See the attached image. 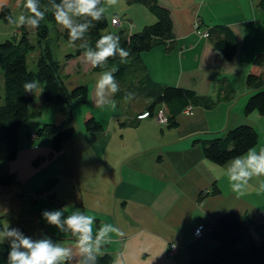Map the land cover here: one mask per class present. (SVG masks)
I'll use <instances>...</instances> for the list:
<instances>
[{
  "label": "crops",
  "instance_id": "obj_1",
  "mask_svg": "<svg viewBox=\"0 0 264 264\" xmlns=\"http://www.w3.org/2000/svg\"><path fill=\"white\" fill-rule=\"evenodd\" d=\"M23 1L0 0V6L7 5L13 12L22 8ZM158 2L170 10L174 41L169 50L160 45L141 55L151 79L158 84L186 87L199 95H209L216 105L210 109L193 107L191 112L177 117L176 127L167 129L166 125L158 124L154 116L143 114L145 107L140 102L122 100L120 105L116 101V109L106 120L118 121V138L109 135L105 128L101 132L86 133L82 145L70 150L72 160L77 159V149L81 147L83 153L96 152L95 155L105 161L100 169L101 176L90 184L85 199L81 197L76 206L79 211L95 218L93 238L97 229L105 223H114L126 230V238L121 240L113 236L111 243L102 249L114 254L112 264H185L193 253H204L211 248L206 238L207 229L200 238L192 235L194 229L199 224L210 225L223 212L245 214L254 240L264 242V193L256 191L264 176L254 177L243 195L233 193L227 176L229 163L217 166L207 161L202 157L200 146L192 144L195 137H207L246 123L252 125L258 134L254 146L256 150L264 148V117L257 112L245 116L242 111L248 96L245 76L251 67L252 56L264 51V12L257 6L256 0ZM122 3L124 0L119 5ZM134 8L124 9L114 5L111 16L125 10L131 17L132 26L137 28L153 21L149 14ZM129 9H134L137 24ZM213 24H226L235 33L237 51L233 61L224 60L207 38L195 33V25L200 26L202 31ZM223 79L233 90L231 99L227 101L218 99ZM96 91L95 87L92 95L96 96ZM102 98L110 100L113 95L105 90ZM122 105L123 108H120ZM98 118L103 121V118ZM130 123H136V126ZM30 130H34L31 122L19 130L14 160L19 158L20 162L13 163H20L21 168L13 169L6 165L7 170L17 178L13 183L16 186H0V222L3 228L7 225L3 219L8 213L13 218L12 213L20 214V206L12 200L22 198V194L30 191L24 185L34 175L31 163L38 161L37 158L49 150L47 142L38 136L29 138ZM70 142L71 139L62 147ZM24 162L30 165L31 173L26 170ZM214 183L219 193L198 199L199 194L208 191ZM49 199L55 201L54 197ZM23 216L26 217L10 221L11 226L21 231L28 228L26 236L35 232L36 239L54 238L51 235L53 231L39 220L38 213ZM20 221L22 223L15 226V222ZM8 243L4 241V244ZM171 245L175 249L170 253ZM72 249L76 252V248ZM77 259L74 257L69 264H77Z\"/></svg>",
  "mask_w": 264,
  "mask_h": 264
},
{
  "label": "trees",
  "instance_id": "obj_2",
  "mask_svg": "<svg viewBox=\"0 0 264 264\" xmlns=\"http://www.w3.org/2000/svg\"><path fill=\"white\" fill-rule=\"evenodd\" d=\"M105 0H101L103 6ZM25 0L23 1L24 8ZM42 10H45V20L35 30L37 41L40 47L34 62V69L30 70L26 64L27 57L36 46L28 38L24 26L8 40L0 43V186L7 187L17 181L12 172L7 170V163L17 156L19 130L24 128L32 119L41 116L44 103H54L59 106L62 116L60 123H44L38 126L36 133L28 132L29 138H35L42 134L50 148V155L58 152L74 134L73 128V101L86 102L89 95V88L86 84H80L68 89L64 83L62 64L54 57L49 46L48 36L49 25H56L53 15V5H61L62 0H38ZM126 8L142 6L154 18L152 22L145 23L140 28L128 30L131 17L127 12L112 15L109 19L106 14L100 22H93L95 27L89 29V34L74 43L70 42L68 32L65 28L60 33L65 42L74 46V53H68L67 60L76 59L84 55L85 45L87 50L97 51L96 42L106 34H116L120 38L121 47L128 49L130 55L126 60L119 56L110 58L102 67H90V73L101 74L111 67L118 69L114 79L119 83L120 91L113 96V99L125 100L126 93H135L130 102L143 100L145 102V115L154 116L162 107L166 115L167 129L177 126V117L181 115L186 107L213 108L216 101L209 95H199L196 91L175 85L158 84L149 75L141 55L160 45L166 50L172 48L174 41L171 13L158 0H124ZM257 6L264 12V0H258ZM0 21L9 24L6 17L12 16L13 12L7 5H1ZM26 10V9H25ZM108 12V9L106 10ZM27 12V10H26ZM28 14V13H27ZM126 14L127 16L124 15ZM126 16V17H125ZM75 22L92 23L88 17H75ZM117 23L114 24L113 20ZM14 22V20L12 21ZM132 25V22H131ZM198 30L201 31L200 26ZM204 30V29H203ZM208 41L217 53L226 61H233L236 58L237 44L236 35L226 24H213L205 28ZM202 32V31H201ZM196 33V32H195ZM201 37V36H200ZM203 37V36H202ZM248 73L246 74L245 87L248 90L246 102L243 105V114L250 115L257 112L264 117V51L255 53ZM38 80L40 82V99L38 105L34 103L36 95L25 93L23 85L25 82ZM224 79L221 80L218 89V99L227 101L231 99L233 90ZM40 105V108H39ZM92 113L87 112L84 116L83 128L86 133L104 131L102 122L97 120ZM134 123V122H133ZM130 125L136 126V123ZM160 124V125H161ZM258 134L252 125L239 123L235 127L225 131H217L207 137H195L193 145L200 146L202 157L217 165L228 164L232 158L246 153L256 145ZM51 185L52 183H46ZM45 187H48L45 185ZM42 190V189H41ZM41 192V191H40ZM219 193L214 183L208 191H202L198 199L211 194ZM1 219V216H0ZM206 236L211 248L204 253H193L187 264H264V242L255 241L249 232L248 218L236 212H223L210 225H206ZM0 229H3L0 222ZM203 234V233H202ZM45 238V237H44ZM48 238L54 239L52 236ZM53 242V240H52ZM54 244V242H53ZM9 247L7 244H0V264H8ZM84 259V257H79ZM114 254L102 251L97 258V264H112ZM69 264V262H65ZM85 264L90 262L85 261Z\"/></svg>",
  "mask_w": 264,
  "mask_h": 264
},
{
  "label": "clouds",
  "instance_id": "obj_3",
  "mask_svg": "<svg viewBox=\"0 0 264 264\" xmlns=\"http://www.w3.org/2000/svg\"><path fill=\"white\" fill-rule=\"evenodd\" d=\"M51 2V0H50ZM101 0H62L61 5H53L52 12L58 24L63 26L68 32L70 42L74 43L86 34L89 29L95 27L93 22H100L104 18L107 7L117 4V0H106V5L101 7ZM24 8L28 16L16 17V26H30L36 29L40 21L45 20V10L41 9L38 0H25ZM2 10V8H0ZM75 17H88L92 23L75 22ZM9 24L12 23L13 17H6ZM113 23L117 21L114 19ZM97 51L87 50L85 45L84 57L93 67L98 68L114 57L119 56L121 60H126L130 51L121 47L120 38L116 34H106L100 37L96 42ZM116 67H111L108 71L100 74V79L96 85V100L98 107H103V95L105 90L111 95L120 91L119 83L114 79ZM40 85L38 80L25 82L23 85L25 93H32ZM135 93H126L124 99L126 102L131 101ZM113 110L116 108V101H110ZM227 176L230 182V188L233 193L243 195L248 189L250 181L254 177L264 176V148L259 151L255 147L250 148L246 153L232 158L227 167ZM258 193H264V180L260 181L256 188ZM64 208L44 211L42 219L45 223L55 228L58 232H67L75 237L76 252L71 247H65L61 242L56 241L53 244L51 238L34 239L32 236H26L17 228H13L10 222L6 227L0 229V244L5 240L9 241L8 247V264H65L75 257L77 264H97V258L102 255V249L105 245L111 243L113 236L123 240L127 236L124 228H118L114 223H105L97 229L96 236L93 238L92 231L95 218L87 215L79 209H74L70 215L65 216ZM110 234H112L110 236ZM79 257H84L80 259Z\"/></svg>",
  "mask_w": 264,
  "mask_h": 264
},
{
  "label": "rangeland",
  "instance_id": "obj_4",
  "mask_svg": "<svg viewBox=\"0 0 264 264\" xmlns=\"http://www.w3.org/2000/svg\"><path fill=\"white\" fill-rule=\"evenodd\" d=\"M120 1L117 0L118 6H122L124 9L126 8L124 4H120ZM258 1V0H256ZM106 5V0L104 2ZM137 9H140L143 13L149 14L146 9H144L142 6H136ZM112 6L107 7L108 12L106 11V16L111 19V12H112ZM111 9V10H110ZM135 9V8H134ZM134 9H129L131 15H133ZM110 10V11H109ZM125 10L119 11L122 14ZM20 15H25L27 19V12L25 8H16L13 10V20L11 24H6L0 21V43L8 40L12 37V35L16 34L21 27L16 26V17ZM126 15V14H124ZM127 16V15H126ZM125 16V17H126ZM135 17V24L138 23L137 15H133ZM149 16H151L149 14ZM152 17V16H151ZM128 18V16L126 17ZM128 30H132L136 28V26H132L131 22L129 23ZM27 33L29 41L36 46L35 50L30 53L27 57L26 64L28 65V68L30 70L34 69V62L35 58L38 55V52L40 50V46L37 37L35 34V30L31 28L30 26H24ZM49 46L51 48V51L54 54V57L57 61H59L62 66V74H64V83L68 87V89L73 88L74 86L82 84H86L89 88L90 97L86 102H81L80 100H74L72 107H73V128L75 129L74 134L72 136L71 142L66 146L62 147V150L58 152H53L50 155V148L49 152L43 153L39 156L38 161H34L31 163V165L34 167L32 169V172H34V175L25 182L24 187L30 189V191L25 192L22 194V198H14L12 201L17 203L18 206H20V214L12 213L14 215L15 219H20V217H26L24 215H31V214H37L39 215V220L43 223L46 227L50 228L52 230L54 238L63 240L62 243L63 246H66V244L69 245V247L76 248L75 244V237L70 235L67 232H58L55 228L48 226L45 221L42 219V213L44 211H50L55 209H61L64 208L63 211L65 213V216L70 215L71 212L74 209H78L76 204L78 203V200L82 197L85 199V193L86 190L89 189L88 187L90 184L95 183L99 177L101 176L100 169L102 168L105 161H103L100 157L96 156L95 153L91 152H84L81 150V147L77 149L79 153L77 154V159L72 160L70 156V150H73L74 148L81 146L83 143V135L86 136L85 129L83 128V122H84V116L87 112L92 113L95 117H101L103 118L101 121L98 117L97 120L102 122L103 128H106V131L109 135H113V137L118 138V133L116 132L117 127L115 119H110L108 122L106 120V117L113 112L114 110L110 106V101L114 99L108 100L107 98H102L104 103L103 107H98L96 104V100L98 99L93 94V90L97 85L98 80L100 79V74L96 73H90L85 69H88L91 65L86 61L84 55L78 56L76 59H69L67 60L68 53H74V46L71 43H67L62 39L61 32L63 31V26L56 23V25H49ZM254 56H252L253 58ZM104 72V71H103ZM35 93V101L36 105L39 104L41 101L40 97V89L39 87L34 90ZM116 101V100H115ZM119 104L121 105L122 100ZM135 102H140L141 104L145 105V102L143 100H138ZM117 103V102H116ZM134 103V101L132 102ZM124 105L120 106V108H123ZM40 108V105H39ZM42 108L41 116H38V118L32 119L33 121H30L32 124V127L34 130L32 132L36 133V130L38 129V126L44 124V123H60L62 121L61 113L59 112V106H57L54 103H44ZM116 109V108H115ZM118 112L121 110L118 109ZM158 115V114H157ZM59 116V120L57 121V118ZM105 120L107 121L106 124ZM158 122L157 116L155 119ZM158 124H160L158 122ZM43 142L46 141L45 137L40 134L38 136ZM38 138V139H39ZM47 146L48 143H47ZM64 146V145H63ZM12 160L7 166H10L11 168L15 169L20 167V163H13ZM16 162H20V159L18 158ZM26 165V170L31 173V167L28 163L24 162ZM28 172H25L26 175H29ZM46 183H52L51 185ZM98 184V183H97ZM16 186V184H12V187ZM47 185L48 187H45ZM42 189V190H41ZM99 190V189H98ZM41 191V192H40ZM32 194V195H31ZM54 197L55 201H51L49 198ZM263 214V213H262ZM1 216V215H0ZM263 217V215H262ZM3 222H13L14 218L11 216V213H8L7 216L4 217ZM264 219V217H263ZM25 221L30 222L25 218ZM10 222V223H11ZM22 222H15V226L20 225ZM206 227L201 230V232L205 231ZM261 230L263 228H260ZM20 230V229H18ZM28 228H25V231H21L24 235H27ZM36 233L32 235L34 239H36ZM207 238V237H206ZM208 240V239H207ZM7 241V240H6ZM9 242V241H8ZM56 242V241H54ZM116 247V246H114ZM169 252L174 251V246L171 245ZM75 249H73L74 252ZM75 253V252H74ZM190 261V256L188 258ZM186 262L185 264L189 263Z\"/></svg>",
  "mask_w": 264,
  "mask_h": 264
},
{
  "label": "built area",
  "instance_id": "obj_5",
  "mask_svg": "<svg viewBox=\"0 0 264 264\" xmlns=\"http://www.w3.org/2000/svg\"><path fill=\"white\" fill-rule=\"evenodd\" d=\"M195 32H196L197 35H199V36H201V37H202V36H203V37H208L207 31H206L205 29L202 30V32L199 31L197 25H195ZM156 114H158V115H156V116H157L158 122H159L160 124H161V123H166V115L164 114V111H163V108H162V107L157 111ZM262 215H263V217H264V212H263ZM201 230H203V227H202L201 225H199V227L196 228L195 231H194V233H193L194 236L197 237V238H200V236H201V234H202Z\"/></svg>",
  "mask_w": 264,
  "mask_h": 264
},
{
  "label": "bare ground",
  "instance_id": "obj_6",
  "mask_svg": "<svg viewBox=\"0 0 264 264\" xmlns=\"http://www.w3.org/2000/svg\"><path fill=\"white\" fill-rule=\"evenodd\" d=\"M192 110H191V107H186L183 111H182V113L181 114H183V113H185V112H191ZM199 225H201L203 228H205L206 227V225H203V224H199ZM199 227V226H198ZM197 227V228H198ZM196 229V228H195ZM195 229H194V231H195ZM194 231H193V233H194ZM193 236H194V234H192Z\"/></svg>",
  "mask_w": 264,
  "mask_h": 264
}]
</instances>
